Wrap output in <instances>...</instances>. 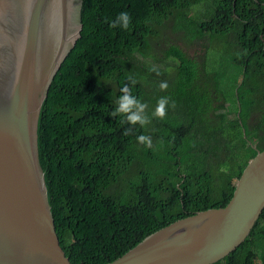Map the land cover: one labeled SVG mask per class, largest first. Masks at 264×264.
<instances>
[{
	"label": "trees",
	"instance_id": "16d2710c",
	"mask_svg": "<svg viewBox=\"0 0 264 264\" xmlns=\"http://www.w3.org/2000/svg\"><path fill=\"white\" fill-rule=\"evenodd\" d=\"M204 2L81 0L82 38L38 125L48 203L71 264H111L179 220L226 207L264 151V0H214L210 15ZM121 12L132 18L128 29L111 26ZM167 29L185 48L204 49V61L175 45L160 60L154 51L167 46ZM125 86L148 105L147 125L113 114ZM216 264H264V212Z\"/></svg>",
	"mask_w": 264,
	"mask_h": 264
},
{
	"label": "water",
	"instance_id": "95a60500",
	"mask_svg": "<svg viewBox=\"0 0 264 264\" xmlns=\"http://www.w3.org/2000/svg\"><path fill=\"white\" fill-rule=\"evenodd\" d=\"M82 12L81 0H0V264H71L48 203L38 125L55 77L82 38ZM263 212L259 151L226 207L179 220L111 264H216L245 243Z\"/></svg>",
	"mask_w": 264,
	"mask_h": 264
},
{
	"label": "clouds",
	"instance_id": "9594fccd",
	"mask_svg": "<svg viewBox=\"0 0 264 264\" xmlns=\"http://www.w3.org/2000/svg\"><path fill=\"white\" fill-rule=\"evenodd\" d=\"M131 16L127 12H121L115 21L112 23V27H121L122 29H128L131 24ZM155 70V69H154ZM159 74V72H157ZM133 84L135 81L132 82ZM167 82H161L160 88L162 90L167 89ZM122 95L117 100V106L113 110L114 115H122L126 117V121L129 124H140L141 126L147 125L150 120L145 115V109L148 107L146 103H142L138 98L131 94V89L128 86L123 87L121 90ZM169 103L168 97H162L157 101V106L153 112V116L159 119H163L167 112L166 108ZM137 140L145 144L147 147H151L152 141L148 136H138Z\"/></svg>",
	"mask_w": 264,
	"mask_h": 264
},
{
	"label": "rangeland",
	"instance_id": "374dc122",
	"mask_svg": "<svg viewBox=\"0 0 264 264\" xmlns=\"http://www.w3.org/2000/svg\"><path fill=\"white\" fill-rule=\"evenodd\" d=\"M204 3H206L208 5V7H210V10L208 12V15H210L211 11L213 10L214 5H215L214 0H205ZM165 35L167 36V39H168V41L165 44L167 46H164L160 50L154 51L156 56H159L160 60H162V57H161L162 52L167 50L171 45H175V46L181 48L182 51L186 54V56L188 58L195 60L199 64H201L204 61V55L206 54V51L204 49L202 51L199 47H197V44L190 46L189 48H185L180 37L173 34L171 29H167L165 31ZM205 44H206V40L203 41V44L201 46H203ZM216 49H217V47H216ZM211 54H214V53H211Z\"/></svg>",
	"mask_w": 264,
	"mask_h": 264
}]
</instances>
